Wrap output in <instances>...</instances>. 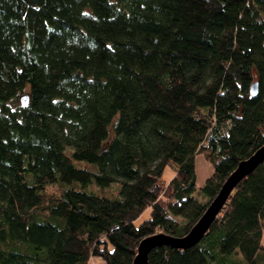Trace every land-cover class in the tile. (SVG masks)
<instances>
[{"label":"trees","instance_id":"trees-1","mask_svg":"<svg viewBox=\"0 0 264 264\" xmlns=\"http://www.w3.org/2000/svg\"><path fill=\"white\" fill-rule=\"evenodd\" d=\"M254 1L0 0V264H130L143 236L186 232L264 142ZM195 152L213 170L194 193ZM263 232L264 161L148 264H264Z\"/></svg>","mask_w":264,"mask_h":264},{"label":"water","instance_id":"water-1","mask_svg":"<svg viewBox=\"0 0 264 264\" xmlns=\"http://www.w3.org/2000/svg\"><path fill=\"white\" fill-rule=\"evenodd\" d=\"M256 89L257 81H252L249 85L250 94H254ZM19 102L21 105L26 104V93L19 96ZM263 161L264 142L254 149L247 157L236 162L235 166L224 178L216 194L207 202L201 214L186 232L181 235H169L157 231L143 236L139 239L135 247V252L130 264H148V251L154 246L166 244L174 248L183 249L197 243L226 202L235 184Z\"/></svg>","mask_w":264,"mask_h":264},{"label":"rangeland","instance_id":"rangeland-1","mask_svg":"<svg viewBox=\"0 0 264 264\" xmlns=\"http://www.w3.org/2000/svg\"><path fill=\"white\" fill-rule=\"evenodd\" d=\"M255 6L258 8L260 14L264 18V3H260L257 1H254ZM193 164H194V171H195V186L196 189L194 193L196 192L197 188L203 184L205 178L212 172L213 167L210 164V162L203 156L201 152H195L193 154ZM176 168V164L173 161H169L165 163L162 167V170L159 175V181L161 183H165L174 173V170ZM46 190L51 192V191H57V185L52 184V185H47ZM196 198L198 200H203L205 197L202 196L201 194H197ZM148 215V208H145L141 214L135 219V223L140 222V220ZM177 220H183L180 217L174 216ZM261 242L264 245V232L261 237ZM90 264H105L104 260H102L98 256H92L89 259Z\"/></svg>","mask_w":264,"mask_h":264}]
</instances>
